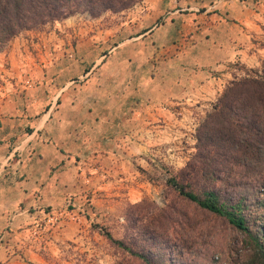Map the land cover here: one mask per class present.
I'll return each mask as SVG.
<instances>
[{
    "label": "crops",
    "instance_id": "0c3cea01",
    "mask_svg": "<svg viewBox=\"0 0 264 264\" xmlns=\"http://www.w3.org/2000/svg\"><path fill=\"white\" fill-rule=\"evenodd\" d=\"M125 14L130 26L73 15L0 50V264H80L85 172L128 188L166 128L194 124L264 62V0H142ZM73 39L74 58L51 59ZM37 223L48 233L29 239Z\"/></svg>",
    "mask_w": 264,
    "mask_h": 264
},
{
    "label": "trees",
    "instance_id": "16d2710c",
    "mask_svg": "<svg viewBox=\"0 0 264 264\" xmlns=\"http://www.w3.org/2000/svg\"><path fill=\"white\" fill-rule=\"evenodd\" d=\"M140 1L0 0V50L24 31L35 30L78 13H86L92 18L107 12L118 13ZM250 74L253 75L235 78L225 86L195 129L194 154L166 181L176 198L223 220L241 235L236 246H225L227 259L217 258L220 264H264V175L256 188L246 195L227 198L209 189V181L220 180L225 168L240 166L245 159L256 160L264 174V62L258 75L254 71ZM165 210L167 222L178 226L174 233L184 234L185 215L178 213L176 217L180 219H175L171 213L173 209ZM149 221L152 229H133L134 237L127 238V244L112 240L109 235L106 239L139 264H177L172 256L175 246L165 247L166 242L158 239L160 230L155 218L151 217ZM185 250L183 245L177 253L181 255ZM213 257L204 264H217ZM115 264L128 262L121 260Z\"/></svg>",
    "mask_w": 264,
    "mask_h": 264
},
{
    "label": "rangeland",
    "instance_id": "374dc122",
    "mask_svg": "<svg viewBox=\"0 0 264 264\" xmlns=\"http://www.w3.org/2000/svg\"><path fill=\"white\" fill-rule=\"evenodd\" d=\"M141 1L127 10L118 13L107 12L98 17L107 15L106 21L109 17H112L111 23L113 25L118 27L130 26L129 20H131V17L127 18L125 13L134 7H139ZM80 14L89 16L86 13L75 15ZM53 24L54 22L46 26ZM39 30H43V27L30 31ZM75 45L76 40H71L68 43L69 47L62 48L59 54L57 51H53L51 59L68 58L67 53H70L71 58H74ZM260 66L254 70L257 75ZM250 72L245 70L239 78L246 74L252 76L253 74H250ZM204 115L198 121L195 120L194 124L189 121L191 124H176L175 127L166 128L167 132L171 130L172 137L167 141L151 144L148 153L140 156L142 159H136L132 162L133 172L135 173L132 178L126 181L128 188L125 187V182L119 186L113 185V183L112 188L110 186L106 187L110 185L109 181L112 179L108 180V177L102 171L101 174L98 172L97 175L102 180V187L96 189L97 187H92L93 179L91 178L93 176H89L90 173L85 172V177L90 179L84 178L83 180L86 186L89 185V189L85 191L84 209H82L85 223L84 228L81 227L83 229L81 233L83 240L80 248H84V250L80 254V264H115L121 260L127 261L128 264H139L133 258H128L127 254L114 243L108 241L106 235H109L112 240L127 244V238L134 237L133 229L141 227H145L147 230L152 229L153 225L149 221L151 217L155 218V224L160 230L158 239L163 243L166 242L165 247L175 246L172 256L177 264H204L213 255V260L217 264H220L217 258L227 259V256L224 255L225 246L229 244L236 246L241 235L230 229L223 220L202 212L196 209L194 205L176 198L171 188L166 185V181L183 168L184 164L194 154L195 129ZM173 133H175V139H173ZM243 162L240 166L231 167L230 169L225 168L220 174V180L209 181V189H214L227 198L252 192L264 175L263 169L256 160L245 159ZM2 179L0 177V181ZM107 181L109 183L103 185ZM70 208L74 207L70 202L66 203L64 209L70 211ZM166 208L173 209L171 211L173 218L178 213L185 215L186 229L184 234L174 233V231H178V226L176 223L167 222L165 219ZM175 219L180 218L177 216ZM181 241L186 250L179 255L177 252L183 246ZM67 243L70 245L69 247L66 242L60 244L61 250L69 251L76 245L74 242ZM130 243L132 244V242ZM62 257V259H65L66 256ZM74 263L77 264L76 261Z\"/></svg>",
    "mask_w": 264,
    "mask_h": 264
},
{
    "label": "built area",
    "instance_id": "2783aa9c",
    "mask_svg": "<svg viewBox=\"0 0 264 264\" xmlns=\"http://www.w3.org/2000/svg\"><path fill=\"white\" fill-rule=\"evenodd\" d=\"M68 58H71V55L70 53H67L66 54ZM58 216H55V214H48L45 218H44V222H45V225L48 226V228H53L55 227L57 224H58ZM45 227L44 225H41V224H35V226L33 227L32 231L30 232V235H31V238L32 236L34 238H38V236L40 234H45L46 231H45Z\"/></svg>",
    "mask_w": 264,
    "mask_h": 264
}]
</instances>
